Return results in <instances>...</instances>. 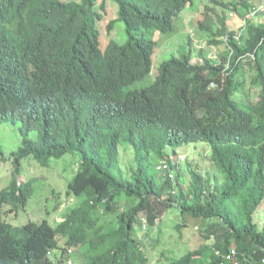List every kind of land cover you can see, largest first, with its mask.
<instances>
[{"label":"trees","instance_id":"16d2710c","mask_svg":"<svg viewBox=\"0 0 264 264\" xmlns=\"http://www.w3.org/2000/svg\"><path fill=\"white\" fill-rule=\"evenodd\" d=\"M106 1L0 0V125L21 124L24 135L2 160L13 159L18 174L28 157L49 167L80 156L67 192L80 204L56 226L4 219L6 205L11 214L25 210L35 179L14 178L0 191V264H150L138 234L155 232L168 213H179L181 237L197 227L204 240L180 258L162 250L169 264H264V223L256 221L264 206V11L240 31L224 13L245 17L264 0H210L220 10L206 7L217 20L204 13L202 45L189 35L145 88L136 84L153 71L156 34H173L192 0H112L118 18L108 32L121 22L128 40L102 50L97 8L105 12ZM200 143L220 180L183 168L178 149ZM123 144L135 151L130 170ZM141 214L146 228H137Z\"/></svg>","mask_w":264,"mask_h":264},{"label":"rangeland","instance_id":"374dc122","mask_svg":"<svg viewBox=\"0 0 264 264\" xmlns=\"http://www.w3.org/2000/svg\"><path fill=\"white\" fill-rule=\"evenodd\" d=\"M62 1L81 2V0ZM102 1L103 0H99L98 4L101 5ZM221 1L230 3L234 0ZM250 1L252 4L254 3V6L256 7L259 5L258 3H261V0ZM207 6L211 8L217 7L210 0H192V2L175 19V32L173 34H167L164 36H161L159 33L156 34L159 51L158 53L156 52L154 57L153 71L146 80L136 84L137 88H145L155 82L160 73L159 69L161 63L173 56L181 55L182 50L188 47L189 35L194 38L197 46L200 47L202 45L204 34L199 29L198 25L200 20L204 19V13L208 12L213 16L215 21L217 20L216 15H214L212 11H207ZM217 9L220 10L219 7H217ZM97 10L103 14V19L99 23L102 50L107 48L111 40L120 44H125L128 40V36L123 23L116 22L114 24L113 32L110 34L108 32L109 23L118 18V5L112 0H107L105 12L99 7ZM230 11L231 10L229 9L224 10V13L227 15V25L230 29L234 28V30L239 31V28L243 25V21L240 20V17H237L235 20L231 18L229 15ZM233 15L239 14L234 12ZM214 28L216 29V26H214ZM164 38H169L170 40L163 42ZM203 45L206 46L207 42L204 41ZM214 47L215 46H212L211 48L213 50L211 56L217 58L219 51L215 50L216 48ZM36 136V133H32L30 138L35 139ZM23 139L24 135L21 133V124L14 125L5 122L0 125V147L3 151V153L0 154V191L8 187L14 178L18 179L19 182H27L31 179H35V193L25 210L20 211L18 214L7 213L11 207L6 205L3 209L4 219L15 226H23L29 222L41 223L45 220L52 226H56L57 223L63 221L67 214L74 211L80 204L77 197H69L67 193L68 185L74 179L79 168L80 156L77 153H69L61 159L53 160L49 167H43L33 157H28L21 163L19 173L17 174V165L14 160L3 161L2 157L7 159L12 157V153L18 151L21 147ZM120 149L123 167L130 170L131 167L135 165V151L132 147L125 144H123ZM211 152L209 145L204 143L185 145L178 149L180 158L183 157L185 159V161L181 160L183 168L192 165V170L202 172L206 175L208 173L214 180H216V174H218V177H220L218 180H220L221 177L224 176L214 170L211 161ZM189 179L190 177L185 176L182 180L186 186L189 183ZM214 180L212 181L214 182ZM178 214H165V220H159L155 232H149L150 234L147 235V232L143 231L138 234L139 238L142 240L140 243L146 245L150 264H169L168 259L165 256H160L162 250H165L167 255L169 252L173 251L171 256L180 258V256L185 255L188 250L198 249L204 244V240L199 230H197V227L184 229L182 237L180 236V233L177 232L174 227V225L179 223ZM145 219L147 220L146 215L141 214L137 228L147 227ZM256 221L259 225H263L264 206L262 207V210L258 212ZM152 236L160 240L159 244L152 240ZM153 245H159V248L154 250ZM61 253L62 251L58 250L55 251L53 255L61 256ZM160 257L162 260H160ZM78 258L79 254L77 253L75 259L78 260Z\"/></svg>","mask_w":264,"mask_h":264},{"label":"clouds","instance_id":"9594fccd","mask_svg":"<svg viewBox=\"0 0 264 264\" xmlns=\"http://www.w3.org/2000/svg\"><path fill=\"white\" fill-rule=\"evenodd\" d=\"M256 11H257V10L255 9V10L251 13V15L248 14V15L245 16V17H241L240 15H233L234 11L231 10V11L229 12V15H230V17L233 18L234 20H235L237 17H240V20L243 21V25L239 28V31H240L243 27H245V25L247 24V21H248V20L256 19V13H255ZM254 13H255V15H252V14H254ZM250 57H251V58H254V56H250ZM179 159L183 160L184 158H183V157H182V158L179 157ZM7 213H9V212H7ZM145 224L147 225V221L145 222ZM146 250H147V249H146ZM232 254H235V252L233 251ZM68 264H71V262L68 263Z\"/></svg>","mask_w":264,"mask_h":264},{"label":"built area","instance_id":"2783aa9c","mask_svg":"<svg viewBox=\"0 0 264 264\" xmlns=\"http://www.w3.org/2000/svg\"><path fill=\"white\" fill-rule=\"evenodd\" d=\"M259 11H264V5H261L260 7H259V9L255 12V13H257V12H259ZM254 13V14H255ZM254 14H252V15H254Z\"/></svg>","mask_w":264,"mask_h":264}]
</instances>
